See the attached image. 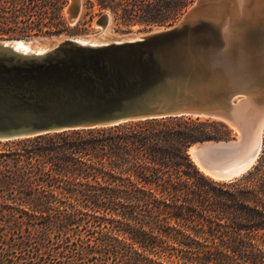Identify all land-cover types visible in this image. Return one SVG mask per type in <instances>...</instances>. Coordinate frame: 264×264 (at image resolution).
<instances>
[{
  "label": "trees",
  "instance_id": "1",
  "mask_svg": "<svg viewBox=\"0 0 264 264\" xmlns=\"http://www.w3.org/2000/svg\"><path fill=\"white\" fill-rule=\"evenodd\" d=\"M95 1L155 25L192 2ZM66 2L0 0V36L59 34ZM227 132L181 116L5 141L0 264H264V135L254 164L230 179L204 174L188 152Z\"/></svg>",
  "mask_w": 264,
  "mask_h": 264
},
{
  "label": "water",
  "instance_id": "2",
  "mask_svg": "<svg viewBox=\"0 0 264 264\" xmlns=\"http://www.w3.org/2000/svg\"><path fill=\"white\" fill-rule=\"evenodd\" d=\"M80 10L81 0H71L69 24ZM108 20L103 13L97 22ZM15 40L0 39V140L190 116L239 134L189 148L204 174L230 179L258 157L264 0H194L175 24L107 43L63 37L24 52Z\"/></svg>",
  "mask_w": 264,
  "mask_h": 264
},
{
  "label": "rangeland",
  "instance_id": "3",
  "mask_svg": "<svg viewBox=\"0 0 264 264\" xmlns=\"http://www.w3.org/2000/svg\"><path fill=\"white\" fill-rule=\"evenodd\" d=\"M66 1H67L66 5L63 10L64 18L66 21V29L60 32L59 34H51V35L31 34L26 36L19 32H13V33H9L8 35L0 36V39H19V40L25 39V40L33 41L35 43H48V44H52L63 37H74L78 39L80 38L88 39L89 37L95 39L99 38L106 42L127 39L130 37H134L140 34H145L150 31L164 28L177 23L183 16L186 9L192 4L194 0H192V2H190L186 6V8L182 11V13H180L171 24H165V25L145 24L140 22H128L126 20H123V18H121L119 13L117 14L113 12L110 8L100 9L95 0H81V10L79 16L74 21V23L69 24L67 21L66 9L67 6L70 4L71 0H66ZM90 1L92 2V6H90L89 4ZM103 13L109 14V20L104 27L97 22L99 16L102 15ZM191 118H195V117H191ZM199 119L203 120L205 118H199ZM210 120H214V119H210ZM225 125L227 126L228 129V132L225 135H221L219 136V138H213L207 141L225 140V139L236 140L239 136L238 132L235 129L228 126L227 124ZM53 134L55 133H49V135H53ZM263 135H264V130H263ZM19 139L22 138L11 139L14 140V142L12 143L10 142L8 145L17 146L16 144L18 143L17 141ZM0 141H1L0 145H2L5 143V141L8 140H0ZM194 144H192L190 147H192Z\"/></svg>",
  "mask_w": 264,
  "mask_h": 264
},
{
  "label": "bare ground",
  "instance_id": "4",
  "mask_svg": "<svg viewBox=\"0 0 264 264\" xmlns=\"http://www.w3.org/2000/svg\"><path fill=\"white\" fill-rule=\"evenodd\" d=\"M101 38V37H100ZM123 40V39H122ZM79 41H81L82 43H91V44H96V43H107L104 40H101L99 38L95 39V38H86V39H79ZM14 48L18 49L20 51H36V52H40L42 50H45L49 44L48 43H35L33 41H29V40H15L14 43ZM193 150V146L190 148V151Z\"/></svg>",
  "mask_w": 264,
  "mask_h": 264
}]
</instances>
